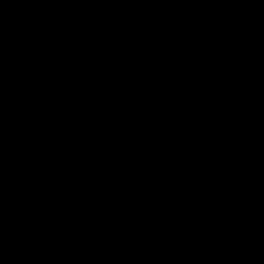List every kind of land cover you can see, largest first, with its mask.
Returning <instances> with one entry per match:
<instances>
[{"label": "water", "instance_id": "1", "mask_svg": "<svg viewBox=\"0 0 264 264\" xmlns=\"http://www.w3.org/2000/svg\"><path fill=\"white\" fill-rule=\"evenodd\" d=\"M0 264H264V0H0Z\"/></svg>", "mask_w": 264, "mask_h": 264}]
</instances>
